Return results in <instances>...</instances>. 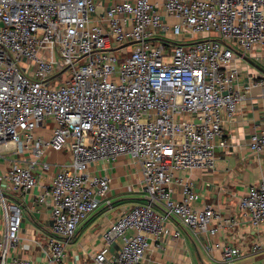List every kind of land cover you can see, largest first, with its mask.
Here are the masks:
<instances>
[{"label": "built area", "instance_id": "2783aa9c", "mask_svg": "<svg viewBox=\"0 0 264 264\" xmlns=\"http://www.w3.org/2000/svg\"><path fill=\"white\" fill-rule=\"evenodd\" d=\"M101 4L0 0V148L19 157L30 151L35 164L46 148L70 155L40 196L41 203H52L51 264L62 263L83 220L110 203L109 178L89 169L121 156L139 164L146 203L128 208L104 231L95 264H143L150 238L160 239L170 218L200 240L214 236L220 215L196 209L189 185L180 201L169 186L182 183L180 171L215 168L224 118H233L244 99L236 84L238 54L264 68L256 53L264 48V0L120 1L100 13ZM67 70L68 82L51 83ZM46 123L54 125L47 141L34 136ZM249 148L260 153L264 133H254ZM31 170L12 165L3 175L8 189L30 191L37 183ZM1 204L0 264H9L22 212L3 196ZM239 208L252 230H264V181L248 189ZM214 247L224 264L241 257L233 243ZM262 247L258 241L251 251Z\"/></svg>", "mask_w": 264, "mask_h": 264}, {"label": "crops", "instance_id": "0c3cea01", "mask_svg": "<svg viewBox=\"0 0 264 264\" xmlns=\"http://www.w3.org/2000/svg\"><path fill=\"white\" fill-rule=\"evenodd\" d=\"M120 1L134 0H102L98 12ZM256 53L264 59V48ZM235 66L239 72L236 84L244 99L233 118H224V144L217 143L215 168L211 171L200 168L180 171L177 179L182 183L172 181L169 186L173 198L180 201L183 185H189L198 197L193 203L196 209L210 207L216 211L221 217L219 223L214 222L218 226L217 233L200 240L181 226L177 219L170 218L165 223V234L158 240L150 238L143 264H223L221 249L214 247L216 243L223 242L233 243L239 248L240 259L264 253V230H252L247 216L239 208V200L248 189L264 181V149L254 153L249 148L251 136L264 133V85L258 84L264 79V68L262 62L242 54H238ZM53 127L52 123H46L34 131V136L47 141ZM35 161L30 151L19 157L13 149L0 148V238L6 230L1 196L19 203L22 212L19 238L10 248L9 264L13 260L28 264H51L48 243L53 238L52 203L50 200L41 203L40 196L49 187L55 173L69 163L70 155L67 151L57 152L46 148L44 156L36 164ZM40 163L49 164V170L43 171ZM15 164L32 168L31 173L37 179L36 185L23 194L10 191L3 179L4 173ZM89 173L109 178L110 190L106 200L110 203H102L97 211L83 220L73 239L66 245L62 263L52 264H95V257L103 247L104 231L128 208L146 203L140 190L139 164L128 157L121 156L109 164L98 162L89 169ZM157 212L161 213V210ZM225 220L231 222L230 225H226ZM175 231L179 233L178 237H172ZM258 241L263 245L262 249L252 252L253 244ZM208 245H211V251L206 249ZM117 246L119 241L110 246L109 254L114 253Z\"/></svg>", "mask_w": 264, "mask_h": 264}, {"label": "rangeland", "instance_id": "374dc122", "mask_svg": "<svg viewBox=\"0 0 264 264\" xmlns=\"http://www.w3.org/2000/svg\"><path fill=\"white\" fill-rule=\"evenodd\" d=\"M152 1V0H151ZM160 0H153V2H159ZM171 22V21H169ZM201 38V37H198ZM194 41V40H192ZM190 41V42H192ZM131 48V47H130ZM56 74L59 72V70L56 68ZM72 74L70 71H64L62 74L57 75L52 81L51 83L54 84H64L66 82L69 81V79L71 78ZM139 198V197H137ZM224 264V263H223ZM233 264H264V253L259 254V255H253L247 258H241L239 259L237 262L233 263Z\"/></svg>", "mask_w": 264, "mask_h": 264}]
</instances>
